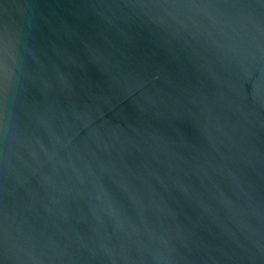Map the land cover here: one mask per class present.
<instances>
[{"label":"water","instance_id":"1","mask_svg":"<svg viewBox=\"0 0 264 264\" xmlns=\"http://www.w3.org/2000/svg\"><path fill=\"white\" fill-rule=\"evenodd\" d=\"M0 264H264V0H0Z\"/></svg>","mask_w":264,"mask_h":264}]
</instances>
